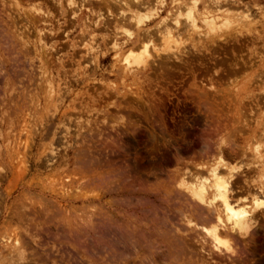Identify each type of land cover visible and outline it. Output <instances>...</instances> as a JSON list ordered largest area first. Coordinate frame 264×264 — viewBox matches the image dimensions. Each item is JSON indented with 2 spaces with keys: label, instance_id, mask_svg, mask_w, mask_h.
Instances as JSON below:
<instances>
[{
  "label": "rangeland",
  "instance_id": "1",
  "mask_svg": "<svg viewBox=\"0 0 264 264\" xmlns=\"http://www.w3.org/2000/svg\"><path fill=\"white\" fill-rule=\"evenodd\" d=\"M124 1L0 0V264H264L177 187L221 148L264 196V0Z\"/></svg>",
  "mask_w": 264,
  "mask_h": 264
},
{
  "label": "bare ground",
  "instance_id": "2",
  "mask_svg": "<svg viewBox=\"0 0 264 264\" xmlns=\"http://www.w3.org/2000/svg\"><path fill=\"white\" fill-rule=\"evenodd\" d=\"M103 1H108L109 3L110 2L119 3L120 6L123 5L122 4V1H123L124 5H126L125 4L126 2L124 0H103ZM69 2L76 4L78 6V8L81 9L84 6L83 3L86 2V0H84V1L83 0H79V1L78 0H69ZM189 3H192V5H194L193 7H195L196 2L195 3L189 2ZM191 10H192V8H190V11ZM141 14H142V12H141ZM152 17H153V14L151 13V15L148 16L146 19L140 20L138 24L144 23L145 21H149L150 19H152ZM167 17L162 18L160 24L161 25L165 24L164 28H166V30H167L166 31L167 37H168V39H170L172 37L171 36L172 29L176 28L179 30V29H181V27H179L180 24H179V21L177 19L178 18L177 16L173 17V18H169V19ZM140 18H143V17H140ZM248 18H249V16H248ZM169 20H170V22L171 21L173 22L172 27L169 26V23H168ZM193 20H191V22H190L191 24H189V25H191V27L197 28V25ZM203 21L205 23H207V25H209V24L212 25L214 23L217 24L216 18L211 17L210 15H207L206 12L203 14ZM225 21L228 22L229 20L226 18ZM140 46L143 48L144 42H143V45H140ZM141 47H138V48L141 49ZM145 47L146 46H144V48ZM143 49H142V51H143ZM140 53L142 54V52H140ZM147 56H145V57H147ZM138 60H140V58ZM140 64L138 66H141ZM217 150H218L217 154H216L217 157H213L215 159H213V163L211 161L212 164H210V166L209 165L206 166L205 163L197 165V169H199V170L206 169L205 170V172H207L206 176H203V175L200 176L197 174H195L193 176V175H190L191 174L190 171L189 172L186 171L185 174H187V176H189V175L192 176V178L190 177L191 181L190 180L187 181L186 176L185 177L183 176L182 179L180 180V182L179 183L177 182L179 184V186H177V187L182 188L183 191L190 197V199L192 201H194L193 203H196L197 205L201 206L203 208V210L207 209L209 212H211L212 218H209V217L208 218L210 219L209 220L210 222L212 221V223H211L212 225L209 224L210 227L205 229L206 230L205 233L208 236V238L211 239V242L214 244L213 246L217 247L216 249L218 250L219 249L218 245H224V246H226V250L229 251L230 254L239 257L241 255V252H239L237 245L235 243H232L229 240V238H234L235 236H239V238L241 237L243 239H250V240L253 239V232H254V230H256L255 228L259 224L258 216H262L264 218V198H263L264 196L261 194L262 189L260 187H258V188H253L255 190V192L251 193L252 194V197H251L252 199L250 200L251 205L246 203L248 201L247 197L237 196L238 198L234 199L235 193L237 192L233 187V185L235 183V179H236V176L234 175L235 174L234 173L235 168L232 165H230L229 162H227L228 160L226 161V159L223 157L221 148H218ZM244 181L248 185L250 184L249 183L250 181H248V179H246V180L244 179ZM249 186H251V184ZM263 186H264V184H263ZM249 190H250V188H249ZM263 192H264V190H263ZM205 220H206V218H205ZM207 221H206V223H207ZM11 241L13 242V250H10L9 252H7L6 256L2 257L4 259L2 262L7 264V262H5L6 258L11 260V262L14 261V263L17 261L18 262L24 261L25 260L24 252L22 250L24 248L23 247L24 244H22L21 240L19 239V237L17 235H15L14 240L10 236H8V238L5 239L6 243L4 244V246L7 248V250L9 249L8 245ZM23 241H25V240H23ZM244 241H246V240H244ZM116 244H118V243L116 242ZM125 244L123 243V245H125ZM133 244L136 245L135 243H133ZM118 245H120V244H118ZM233 245H234V247H233ZM248 245H249V241H246L244 248L247 249ZM219 251H220V249H219ZM0 254H1V252H0ZM2 256H3V254H2ZM0 257H1V255H0Z\"/></svg>",
  "mask_w": 264,
  "mask_h": 264
}]
</instances>
